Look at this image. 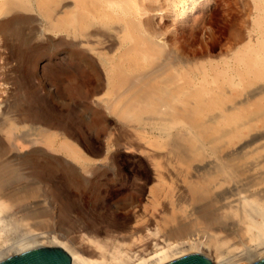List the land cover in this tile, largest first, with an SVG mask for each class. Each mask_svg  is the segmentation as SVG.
Instances as JSON below:
<instances>
[{
    "label": "rangeland",
    "instance_id": "1",
    "mask_svg": "<svg viewBox=\"0 0 264 264\" xmlns=\"http://www.w3.org/2000/svg\"><path fill=\"white\" fill-rule=\"evenodd\" d=\"M108 1L115 3L110 11L117 20L92 21L79 37L46 30L81 10L77 0H61L51 20L23 12L2 31L15 71L11 92L0 91V193L26 200L0 207V257L58 245L84 264H138L182 242L197 249L186 247L163 262L190 252L215 264L264 256V239L250 240L245 222L248 214L256 217L250 202L264 201V127L230 145L221 133L200 138L203 157L197 158L184 147L185 131L165 140L155 116L122 120L106 105L116 89L118 61L123 75L136 81L151 73L143 36L125 41L127 22L163 37L167 46L156 43L164 56L178 57L179 69L182 62L207 68L209 76L202 74L198 84L212 88L211 68L234 65L236 51L258 40L250 25L254 0ZM224 90L228 101L234 88L225 84ZM246 93L235 102L247 100ZM263 97L239 108L252 110ZM215 115L209 125L218 127L223 112ZM232 165L238 174L222 175ZM131 196L139 206L126 214Z\"/></svg>",
    "mask_w": 264,
    "mask_h": 264
},
{
    "label": "bare ground",
    "instance_id": "2",
    "mask_svg": "<svg viewBox=\"0 0 264 264\" xmlns=\"http://www.w3.org/2000/svg\"><path fill=\"white\" fill-rule=\"evenodd\" d=\"M77 2L81 10L66 13L55 24L48 25L46 30L50 33H67L79 37L83 35L80 30L91 27L92 21L107 23L117 20L110 11L116 8L115 3L111 1L77 0ZM60 3L61 0H0V34H2L0 36V91L4 95L11 92L9 78L15 70L9 63L12 54L8 49L7 31L4 30V33H2L3 29H7L15 19H22L23 12L38 11L44 19L51 20ZM252 14L253 19L250 25L252 31L257 34V42L254 45H245L236 51L234 65L226 64L228 68L223 65L222 70L216 67L211 68L215 75L209 78L212 79L213 84H216V86H211L212 88L208 87L210 84L208 78L206 79L208 88H203L198 84L202 74L206 77L209 76L207 68H196L192 62H190V65L193 67L188 68L186 63L182 62L184 70L179 69L178 57L174 56V58L169 54L164 56V49L156 43L157 41L163 46H167L163 37H160L157 33L150 34V32H147L146 35L140 31L137 24L127 22L125 41L129 44L135 41L136 36H143V43L147 47V52H149L148 70H151V73H143L142 79L136 81L131 76L123 75L118 61L113 73L116 89L112 98H106V105L109 110L113 111L122 120H141L144 115L155 116L160 121L156 126L165 140L171 138L173 133L179 135L185 131L186 134L182 137L184 147L197 158L203 157L200 148L197 147L200 138L221 133L222 137L229 136L230 145L242 138L245 133L255 130L259 125L264 127V97L256 102L252 110L239 108L247 105L256 95L264 93V87H258L259 84L264 83V0H254ZM134 56L135 54L131 53L130 58L134 59ZM161 57L163 58L162 62H160ZM29 63L35 64L34 57L29 60ZM225 84H229L234 88L228 101L225 99ZM238 88L242 90L240 91ZM249 90L251 91L249 92ZM245 93L248 95V99L236 103V97L243 96ZM228 102L235 104L226 108ZM217 110H221L223 115H220L219 118L221 124L215 127L209 125V123L218 118L216 115L212 116ZM180 120L185 121L187 126L179 125ZM225 127L228 129H224ZM211 154L214 155V153ZM234 166L223 167L221 170L222 175L224 172L229 178L237 175L238 171ZM217 172L220 173L219 169ZM195 191L199 194L206 192L205 190H198V188ZM13 195L0 193V200L6 198L5 203L0 202V207H7L8 201L11 202L10 204H15L26 200L21 195L14 193ZM31 196L34 197V193ZM250 204L256 217L252 214L246 216L245 222L249 239L261 241L264 239V214H262L264 201L253 200ZM138 206V197L131 196L130 203L124 207V212L130 214ZM190 239L193 242L198 240L197 238ZM177 243L175 242V244ZM186 247L197 249L195 245L190 246L187 242H182L180 245L167 244L152 252L150 254L152 257L137 259V261H139L138 264H161L163 261L181 254ZM70 256L73 264L85 263L84 260L74 257L72 253ZM131 264H135V262Z\"/></svg>",
    "mask_w": 264,
    "mask_h": 264
},
{
    "label": "water",
    "instance_id": "3",
    "mask_svg": "<svg viewBox=\"0 0 264 264\" xmlns=\"http://www.w3.org/2000/svg\"><path fill=\"white\" fill-rule=\"evenodd\" d=\"M0 264H73L70 254L58 245H34L3 257ZM161 264H215L201 252H190ZM246 264H264V256Z\"/></svg>",
    "mask_w": 264,
    "mask_h": 264
}]
</instances>
